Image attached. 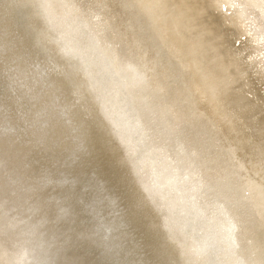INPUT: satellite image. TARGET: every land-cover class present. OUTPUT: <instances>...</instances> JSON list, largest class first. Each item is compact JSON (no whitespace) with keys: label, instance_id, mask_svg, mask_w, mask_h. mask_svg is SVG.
<instances>
[{"label":"bare ground","instance_id":"obj_1","mask_svg":"<svg viewBox=\"0 0 264 264\" xmlns=\"http://www.w3.org/2000/svg\"><path fill=\"white\" fill-rule=\"evenodd\" d=\"M0 264H264V4L0 0Z\"/></svg>","mask_w":264,"mask_h":264},{"label":"rangeland","instance_id":"obj_2","mask_svg":"<svg viewBox=\"0 0 264 264\" xmlns=\"http://www.w3.org/2000/svg\"><path fill=\"white\" fill-rule=\"evenodd\" d=\"M258 2H259V4L260 3L264 4V0H258ZM259 10H260V8H259Z\"/></svg>","mask_w":264,"mask_h":264}]
</instances>
